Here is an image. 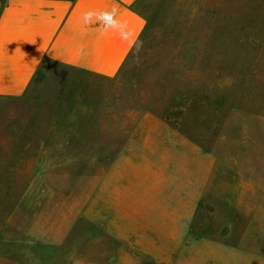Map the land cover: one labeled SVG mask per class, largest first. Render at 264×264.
I'll return each instance as SVG.
<instances>
[{
    "label": "rangeland",
    "instance_id": "1",
    "mask_svg": "<svg viewBox=\"0 0 264 264\" xmlns=\"http://www.w3.org/2000/svg\"><path fill=\"white\" fill-rule=\"evenodd\" d=\"M137 9L147 30L117 77L53 67L66 92L51 104L78 109L0 99V236L7 227L8 239L27 241L36 203L94 202L97 176L160 168L167 155L199 171L201 232L264 218V0H141ZM38 151L88 158L42 161Z\"/></svg>",
    "mask_w": 264,
    "mask_h": 264
},
{
    "label": "crops",
    "instance_id": "2",
    "mask_svg": "<svg viewBox=\"0 0 264 264\" xmlns=\"http://www.w3.org/2000/svg\"><path fill=\"white\" fill-rule=\"evenodd\" d=\"M139 2L0 0V99L35 97L41 110L78 109L80 103L69 99L51 104V95L66 92L60 87L66 78L53 67L117 77L147 30ZM63 144L88 141L64 138ZM36 153L42 161L88 158ZM91 157L104 158L98 152ZM165 161L160 168L128 164L97 176L94 202L36 203L25 230L30 239L13 242L2 229L0 264H264V218L224 219L223 228L201 232L199 171L185 170L178 155Z\"/></svg>",
    "mask_w": 264,
    "mask_h": 264
}]
</instances>
